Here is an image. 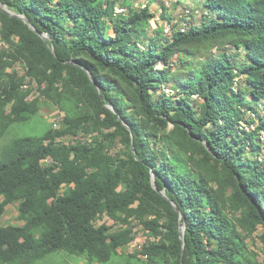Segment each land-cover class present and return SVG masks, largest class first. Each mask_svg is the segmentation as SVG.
Returning <instances> with one entry per match:
<instances>
[{"label": "trees", "instance_id": "obj_1", "mask_svg": "<svg viewBox=\"0 0 264 264\" xmlns=\"http://www.w3.org/2000/svg\"><path fill=\"white\" fill-rule=\"evenodd\" d=\"M136 2L115 16L111 0H0L51 39L0 10L9 45L0 50V132L31 122L41 96L65 112L62 129L0 149V217L17 204L23 222L0 225V264L59 252L115 264L139 226L154 238L137 251L148 261L264 264L248 243L263 229L264 246V0H203L211 21L170 37L152 29L150 1L143 10ZM229 47L244 53L242 64L214 53ZM191 56L204 57L198 68ZM240 78L248 91H235ZM33 83L42 92L30 99ZM168 86L182 93L168 95ZM67 136L83 140L61 143ZM105 216L124 227H97Z\"/></svg>", "mask_w": 264, "mask_h": 264}, {"label": "rangeland", "instance_id": "obj_2", "mask_svg": "<svg viewBox=\"0 0 264 264\" xmlns=\"http://www.w3.org/2000/svg\"><path fill=\"white\" fill-rule=\"evenodd\" d=\"M135 1H137L134 5L136 9H141V7L144 5V0H118L117 5L118 6H124L125 3L133 4ZM150 6L152 11H154L157 14L165 13L166 16H172L173 21H179L180 23V17L184 16V11L186 9H191L193 11L201 10V14L207 13V11L203 7V0H149ZM172 4V8H168L166 6V2ZM180 2V4H179ZM176 9V10H175ZM199 15L198 18L200 20L205 21V23H208L211 21V18L209 17V14L206 18H203ZM176 15V16H175ZM201 16V17H200ZM182 21V20H181ZM198 22L199 19H196ZM184 23V20L182 21ZM141 46L143 49L145 47L143 46V43H141ZM9 45L1 43L0 42V50L8 49ZM215 54H218L219 56L227 55L229 58H232V61H238L239 63H243L244 59V53L243 52H237L235 49L229 47L228 51L225 52H219L217 50H214ZM199 57V56H198ZM188 60L190 62L194 61L195 58L193 56L189 57ZM204 60V57H199L196 61H194V67L198 68L200 63ZM179 64V57L177 56L174 58V63ZM175 64V69L177 68V65ZM163 65L159 63V67H162ZM16 69L19 73L20 77L25 76L26 69L21 63H16L13 67ZM11 71L10 69L8 70ZM32 86L34 87V97L37 95H41L42 87H39L36 85V83H33ZM242 87L246 91H248V88L246 87V82L240 79L236 80L235 84V91H238V89ZM164 88V87H163ZM166 89V90H165ZM163 90L168 95H173L174 97H179V95L182 93L180 87H173L168 86L165 87ZM43 105L38 113L37 116H35L31 122L27 124H16L4 131L3 133L0 132V149L9 143L12 139L18 136H41L46 131L53 129L52 127L54 125H58L56 127L61 128L62 127V118L65 116V112L60 111L59 108L54 106L52 103L45 100L44 97H42ZM194 98H192L193 101ZM248 99H250L248 97ZM176 101V98L173 102ZM264 103V102H263ZM264 105V104H263ZM261 114L264 115V110H261ZM248 117V114H247ZM259 124V119H256V124L252 127V130H254ZM62 129V128H61ZM248 129V128H247ZM263 141V147H264V136L261 137ZM87 140L90 139V137L86 138ZM78 140H83L80 136H67L61 139V143H75ZM121 150V145L117 144L112 148V154H116ZM263 156H261V159H264V151ZM248 158H256L255 154L252 153L250 150L247 153ZM66 190V187L63 188L62 193H64ZM107 224L108 226H111L113 228V231L121 229V225H116L112 219H110L108 216H105L100 221L96 223V226L99 227L102 224ZM0 225L1 226H9V225H23V222L19 220L18 218V205L17 204H11L7 206L6 211L4 215L0 217ZM136 232V239L134 242H132L129 246L123 247L119 250V254L114 258L115 264H159L153 261H148L149 259L144 257L142 254H138L137 251L141 250V247L143 245H148L149 241H154V238H152L146 230H144L141 226L137 227L135 229ZM263 232V229H260L259 232L255 233L252 237H250L248 243L250 245V248L257 252L259 254V259L261 262H264V246L259 240V236ZM138 240V241H136ZM38 264H92L88 260H86L84 257H78L73 256L64 252H59L51 257L47 258L41 263Z\"/></svg>", "mask_w": 264, "mask_h": 264}, {"label": "built area", "instance_id": "obj_3", "mask_svg": "<svg viewBox=\"0 0 264 264\" xmlns=\"http://www.w3.org/2000/svg\"><path fill=\"white\" fill-rule=\"evenodd\" d=\"M111 1H118V0H111ZM149 0H144V5L141 7V9H136L135 5H133V7L136 9V10H143V9H146L148 6H149ZM138 3V2H137ZM166 6L168 8H172V4L168 2H166ZM129 11V9L125 6H118L116 5V8H115V16H121V15H125L127 14ZM184 16H181L180 18V23L179 21H169L168 19L164 18L163 16V13H160V14H155V18L151 21V25H152V29H156V28H162L163 31H164V34L167 36V37H170L174 34V32L176 30H179L180 32L182 33H185L186 31H188L189 27L192 25V24H197L198 22L196 21V19H200L198 18L199 15L201 14V10H196V11H193L191 9H186L184 11ZM201 16H203V14H201ZM200 16V17H201ZM172 17V16H171ZM184 20V23H182V21ZM30 87L29 84H26L24 86L25 89H28ZM34 98V93L31 95L30 99H33ZM253 117H255V114L252 115ZM64 117V116H63ZM58 125H54L55 128H58L56 127ZM264 136V131L262 132L261 134V137ZM138 241V240H136ZM142 249V247H141ZM144 257L148 258L147 255H143Z\"/></svg>", "mask_w": 264, "mask_h": 264}, {"label": "water", "instance_id": "obj_4", "mask_svg": "<svg viewBox=\"0 0 264 264\" xmlns=\"http://www.w3.org/2000/svg\"><path fill=\"white\" fill-rule=\"evenodd\" d=\"M0 10H2L3 12L9 14V15H10L11 17H13V18H17V19H21V20H23V21H24L26 24H28V25L30 26V28H31L34 32H36V33H37V34H38V35H39V36H40V37H41L46 43L51 42L50 37H49L47 34L40 33V32L36 29V27H34L33 25L30 24L29 19H28L26 16H24V15H22V14H19V13H16V12L10 10V9L8 8L7 5L2 4V3H0ZM52 51H53V53L56 55V53H55V48H54V45H53V44H52ZM86 71L88 72L89 76H90L91 79L93 80L94 85L97 87L99 93L101 94L100 87H99L98 84L96 83V80H95L93 74H92L91 72H89L87 69H86ZM109 109H111L114 113H116V111H115V109H114L113 106H109ZM119 119H120L121 121H123L121 117H119ZM123 123H124V122H123ZM124 124H125V125L128 127V129L133 133L132 128H131L130 126H128L126 123H124ZM171 127H172V126H171ZM155 178H156V175L154 174V175H153V180H154V181H155ZM155 189L158 190L157 187H155ZM160 193H161L163 196L167 197L165 191H162V192H160ZM170 201H171L172 205L174 206V208L176 209V211L180 214V218H182V213H181V210H180L179 206H178L173 200H170ZM185 230H186V226L180 221V232H181L182 235H183V240H184Z\"/></svg>", "mask_w": 264, "mask_h": 264}, {"label": "crops", "instance_id": "obj_5", "mask_svg": "<svg viewBox=\"0 0 264 264\" xmlns=\"http://www.w3.org/2000/svg\"><path fill=\"white\" fill-rule=\"evenodd\" d=\"M179 4H180V2H179ZM176 10V9H175ZM176 16V15H175Z\"/></svg>", "mask_w": 264, "mask_h": 264}]
</instances>
